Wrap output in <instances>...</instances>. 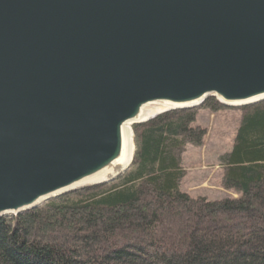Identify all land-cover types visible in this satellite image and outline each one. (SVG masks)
Returning <instances> with one entry per match:
<instances>
[{"label": "water", "instance_id": "water-1", "mask_svg": "<svg viewBox=\"0 0 264 264\" xmlns=\"http://www.w3.org/2000/svg\"><path fill=\"white\" fill-rule=\"evenodd\" d=\"M209 97L264 101V0H0V217L115 180L134 125Z\"/></svg>", "mask_w": 264, "mask_h": 264}, {"label": "trees", "instance_id": "trees-1", "mask_svg": "<svg viewBox=\"0 0 264 264\" xmlns=\"http://www.w3.org/2000/svg\"><path fill=\"white\" fill-rule=\"evenodd\" d=\"M199 108L214 97L134 125L136 152L115 180L0 217V264H264V101L241 107L223 157L220 199L192 196L180 181L188 144L208 129Z\"/></svg>", "mask_w": 264, "mask_h": 264}, {"label": "rangeland", "instance_id": "rangeland-1", "mask_svg": "<svg viewBox=\"0 0 264 264\" xmlns=\"http://www.w3.org/2000/svg\"><path fill=\"white\" fill-rule=\"evenodd\" d=\"M242 110L237 107L223 108L217 112L199 108L195 124L208 129L202 145L188 144L183 155L185 170L180 181L183 191L192 196L220 199L236 197L233 190L223 187L222 160L233 148V142L240 125Z\"/></svg>", "mask_w": 264, "mask_h": 264}, {"label": "bare ground", "instance_id": "bare-ground-1", "mask_svg": "<svg viewBox=\"0 0 264 264\" xmlns=\"http://www.w3.org/2000/svg\"><path fill=\"white\" fill-rule=\"evenodd\" d=\"M158 108H151V109H149L148 110V112H147V114L145 115V117H151V115L154 113V112H156V110H157ZM114 174H108V178H106V179H109V178H111L112 176H113Z\"/></svg>", "mask_w": 264, "mask_h": 264}]
</instances>
